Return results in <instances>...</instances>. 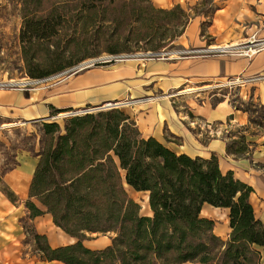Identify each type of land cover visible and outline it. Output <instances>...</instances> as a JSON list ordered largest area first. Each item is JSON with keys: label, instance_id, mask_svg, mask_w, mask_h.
Segmentation results:
<instances>
[{"label": "trees", "instance_id": "1", "mask_svg": "<svg viewBox=\"0 0 264 264\" xmlns=\"http://www.w3.org/2000/svg\"><path fill=\"white\" fill-rule=\"evenodd\" d=\"M50 1L46 8L44 0H23L21 42L29 73L37 78L97 55H68L60 45L76 35L94 31L97 41L123 42L127 51L147 41L148 50L158 52L172 46L192 19L181 4L161 8L152 0ZM52 42L57 47L50 52ZM42 48L48 56L40 58ZM66 118L64 128L57 121L43 122L46 140L35 154L30 198L77 240L52 247L46 235L26 226L40 257L65 264H264L255 247H264V219L251 202L254 188L233 171L223 172L215 154L193 157L146 138L120 107ZM228 136V154L249 152L244 133ZM125 181L148 193L151 214L141 212ZM205 203L229 209L227 239L202 215ZM27 207L31 216L44 213L32 200ZM100 233L111 234L109 245L85 244Z\"/></svg>", "mask_w": 264, "mask_h": 264}, {"label": "crops", "instance_id": "2", "mask_svg": "<svg viewBox=\"0 0 264 264\" xmlns=\"http://www.w3.org/2000/svg\"><path fill=\"white\" fill-rule=\"evenodd\" d=\"M152 1L158 7L171 8L189 0ZM215 1L221 7H216L206 33H202L201 22L194 20L172 46L199 47L213 43L216 47H226L223 53L204 57L131 58L90 66L58 83L34 89H0V123L59 122L63 114L86 106L131 101L129 114L144 137L153 136L177 153L193 157L210 158L215 154L223 172L233 171L235 177L254 188L251 202L256 216L264 219V134L254 136L243 132L251 143L250 153L228 154L231 142L228 129L232 125L249 124L250 114L237 108L227 96L210 104L198 95L199 91L214 86L213 82L226 80L240 85L242 95L245 92L248 98L264 105V46L248 53L234 51L241 43L264 40V0ZM180 100L188 102V111L175 105ZM38 161L39 156L22 150L3 172L7 167L0 160V264H65L40 257L26 226L46 235L52 247L77 240L54 223L43 204L30 198ZM146 197V214H151L148 193ZM256 198L260 203L255 202ZM29 200L44 213L31 216ZM201 213L215 221L214 231L218 236L229 237L232 229L228 208L205 203ZM92 236L85 240L91 248H104L111 243L110 235ZM255 247L264 262V247Z\"/></svg>", "mask_w": 264, "mask_h": 264}, {"label": "rangeland", "instance_id": "3", "mask_svg": "<svg viewBox=\"0 0 264 264\" xmlns=\"http://www.w3.org/2000/svg\"><path fill=\"white\" fill-rule=\"evenodd\" d=\"M153 2V1H152ZM154 3V2H153ZM51 4L50 0H44V7H49ZM155 5V4H154ZM177 4H174V6ZM192 16L190 22L197 20L201 22L202 33H206V28L208 23L211 22L213 15L215 13L216 7H221L217 4L215 0H189L181 4ZM156 6V5H155ZM172 6L171 8H173ZM22 7L23 0H0V80H16V81H26L30 79H35L37 77L32 76L29 73L28 64L25 60V54L21 42V30L23 26V17H22ZM158 7V6H156ZM189 25V24H188ZM206 35V34H205ZM76 39L71 40L66 43V40L60 45L68 51V55L78 54L81 55H90L96 54V56L88 57L83 61L90 59H95L99 57H104L106 55L112 54H137V57L133 58H142L141 56H147V54L154 53V51H149L152 49V46L144 41L140 43L139 46L131 48V50H125L123 42H104L103 39L97 41V34L94 31L87 32L84 35H76ZM57 39L54 38V41ZM50 45V52L56 49L55 42ZM213 43H209L203 46H210ZM238 49H232L234 51L239 50H248L255 49L259 46H255L249 42H244L238 45ZM248 46V47H247ZM197 46H170L168 45L166 49H183V48H196ZM201 47V46H199ZM63 49V48H62ZM111 49H115L112 52ZM110 50V51H109ZM229 51V50H228ZM38 57L42 58L43 56H48V51L45 48L38 49ZM131 59V58H130ZM153 59V58H152ZM158 59V58H156ZM161 59V58H160ZM81 61V62H83ZM119 62V61H117ZM112 63H104L99 65H109ZM77 65V64H76ZM214 86H209L205 91H199L198 95L200 99L208 100L210 104H215L218 100L224 98V96L229 97L233 104L247 111L250 114L249 124L245 126L232 125L227 134L231 136H239L241 133L246 131V134L250 135H262L264 134V105L260 103L259 100L255 98H248L244 94H241V86L236 83H229L224 80L223 82H213ZM40 86V85H39ZM125 103L126 101H122ZM202 103L204 101H197ZM175 105L184 111H188V102L187 101H176ZM95 108L98 106H86L84 108ZM126 112L131 111L129 104H122L119 106ZM82 108V109H84ZM110 109V108H107ZM78 110V109H77ZM80 110V109H79ZM94 112L100 110H93ZM65 118L58 119L61 126L64 128ZM11 124V125H7ZM46 136L44 133L43 122L32 123V124H19V123H0V160L3 162V167H9L15 162V157L18 152L22 150H29L33 154L39 153L45 145ZM251 150V143H249V152ZM247 154V153H246ZM244 154H240L243 156ZM127 184V183H126ZM127 187V186H126ZM128 188L129 194L138 201L142 206V213H148V208L146 207L148 199L145 192H137L135 190ZM256 203H260L259 199L256 198ZM102 234V233H100ZM97 235V234H92ZM99 235V234H98ZM104 235H111L104 234ZM190 264V263H187Z\"/></svg>", "mask_w": 264, "mask_h": 264}, {"label": "built area", "instance_id": "4", "mask_svg": "<svg viewBox=\"0 0 264 264\" xmlns=\"http://www.w3.org/2000/svg\"><path fill=\"white\" fill-rule=\"evenodd\" d=\"M249 43L253 44L255 46H264V40L262 41H256V39L251 40ZM248 47V46H247ZM257 48L252 50L251 48L246 50L247 53L250 51H255ZM226 47H216V45H210V46H201V47H196V48H183V49H163L158 52L154 53H149L147 54L149 57H152L153 59H160V58H169V57H174V58H184V57H190V56H210V55H216L219 53H223L226 51ZM137 54H128V53H123V54H112V55H106L104 57H99L95 59H90L87 61H83L78 63L77 65H74L72 67L66 68L63 71L51 74L49 76L43 77V78H35V79H30L26 81H16V80H0V89H8V88H22V89H34L39 85L46 86L54 83H58L68 77L69 75L76 73L84 68L90 67V66H95L99 64H104V63H112V62H117V61H123L126 59H130L133 57H137ZM142 59H149L146 58L147 56H141ZM150 58V59H152ZM131 101H127L126 103H123L122 101L119 102H109L106 103L105 105L109 104V107H119L122 104H130ZM95 110V108H84L80 110H74V111H69L68 113L63 114L62 116L65 118L67 116H72V115H78V114H84L87 112H91Z\"/></svg>", "mask_w": 264, "mask_h": 264}, {"label": "water", "instance_id": "5", "mask_svg": "<svg viewBox=\"0 0 264 264\" xmlns=\"http://www.w3.org/2000/svg\"><path fill=\"white\" fill-rule=\"evenodd\" d=\"M107 108H112V107H109V105H105V104L104 105H100L98 107H95V109H97V110H104V109H107Z\"/></svg>", "mask_w": 264, "mask_h": 264}, {"label": "bare ground", "instance_id": "6", "mask_svg": "<svg viewBox=\"0 0 264 264\" xmlns=\"http://www.w3.org/2000/svg\"><path fill=\"white\" fill-rule=\"evenodd\" d=\"M237 47H238V46H237ZM237 47H236V48H237ZM229 48H230V47H229ZM252 50H254V49L252 48ZM108 105H109V104H108ZM7 125H11V124H7ZM12 125H13V123H12ZM125 184H126V183H125ZM126 186L129 187L128 184H126ZM129 188H130V187H129Z\"/></svg>", "mask_w": 264, "mask_h": 264}]
</instances>
